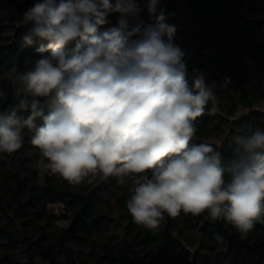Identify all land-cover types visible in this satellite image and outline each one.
<instances>
[{"label": "clouds", "instance_id": "9594fccd", "mask_svg": "<svg viewBox=\"0 0 264 264\" xmlns=\"http://www.w3.org/2000/svg\"><path fill=\"white\" fill-rule=\"evenodd\" d=\"M142 11L138 0H36L22 44L38 43L40 57L0 71L14 93L0 111V152L21 149L27 130L41 186L48 176L132 181L126 207L139 225L206 212L245 237L264 223V130L233 136L227 160L221 145L192 143L213 85L195 69L189 81L174 14L159 0H148V22Z\"/></svg>", "mask_w": 264, "mask_h": 264}, {"label": "trees", "instance_id": "16d2710c", "mask_svg": "<svg viewBox=\"0 0 264 264\" xmlns=\"http://www.w3.org/2000/svg\"><path fill=\"white\" fill-rule=\"evenodd\" d=\"M36 0H0V71L24 70L40 57L38 43L22 44L28 27L5 16L23 13ZM141 18L149 21L148 0H138ZM181 0H159V8L178 17ZM189 23L177 29L173 42L185 53L189 81L193 69L213 85L209 102L196 122L192 143L221 145L225 160L235 135L264 130V115L241 109L264 104V11L256 0H185ZM12 18V17H11ZM117 15L110 20L115 24ZM228 80L229 82H225ZM0 111L14 103L7 81H0ZM24 143L17 152H0V264H264V223L242 237L222 220L165 214L157 229L134 222L126 201L135 183L120 186L116 178L97 177L91 184L71 185L56 176L37 183L39 150ZM62 204L70 224L51 219L49 205ZM219 233L222 240H217Z\"/></svg>", "mask_w": 264, "mask_h": 264}, {"label": "rangeland", "instance_id": "374dc122", "mask_svg": "<svg viewBox=\"0 0 264 264\" xmlns=\"http://www.w3.org/2000/svg\"><path fill=\"white\" fill-rule=\"evenodd\" d=\"M182 7L179 11V17H181V22L177 25V29L185 27L189 23V15L184 8L185 0H181ZM5 16H9V19L17 24V26H22L21 23L23 15L17 13L16 11L11 13H5ZM12 17V18H11ZM51 219L54 223L61 227H66L70 224L71 217L70 215L64 210L62 204L60 203H52L49 205Z\"/></svg>", "mask_w": 264, "mask_h": 264}, {"label": "built area", "instance_id": "2783aa9c", "mask_svg": "<svg viewBox=\"0 0 264 264\" xmlns=\"http://www.w3.org/2000/svg\"><path fill=\"white\" fill-rule=\"evenodd\" d=\"M256 4L259 5L264 11V0H256ZM180 22H181V17L178 16V17L172 19L171 24H175L177 26L180 24ZM251 111L259 112L260 114L264 115V104L255 105L252 108L248 107L245 109H241L237 112V115L240 116V115L246 114V113L251 112Z\"/></svg>", "mask_w": 264, "mask_h": 264}]
</instances>
